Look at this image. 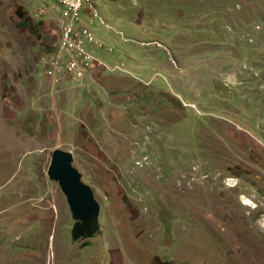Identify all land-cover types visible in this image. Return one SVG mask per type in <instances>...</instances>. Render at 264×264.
I'll return each instance as SVG.
<instances>
[{
	"label": "rangeland",
	"instance_id": "1",
	"mask_svg": "<svg viewBox=\"0 0 264 264\" xmlns=\"http://www.w3.org/2000/svg\"><path fill=\"white\" fill-rule=\"evenodd\" d=\"M93 1L71 72L59 1L0 0V264H264V0Z\"/></svg>",
	"mask_w": 264,
	"mask_h": 264
},
{
	"label": "water",
	"instance_id": "2",
	"mask_svg": "<svg viewBox=\"0 0 264 264\" xmlns=\"http://www.w3.org/2000/svg\"><path fill=\"white\" fill-rule=\"evenodd\" d=\"M73 162V153L62 150L54 151L48 175L51 181L59 184L67 198L72 218L75 221L72 228L73 239H90L100 230V204L93 190L82 181V175L73 166ZM245 201L248 206H256L250 199Z\"/></svg>",
	"mask_w": 264,
	"mask_h": 264
},
{
	"label": "built area",
	"instance_id": "3",
	"mask_svg": "<svg viewBox=\"0 0 264 264\" xmlns=\"http://www.w3.org/2000/svg\"><path fill=\"white\" fill-rule=\"evenodd\" d=\"M60 8H63L62 13L60 9L59 17L62 20V31H63V42L59 44L58 52L54 53L55 57L59 53V62L63 65H68L69 71L76 70L75 65L79 63L81 56L86 53L85 49H82L81 41H79L80 36L89 35V40L92 37L88 31L85 29L81 30L78 28V23L80 22L82 12L94 14V1L93 0H58ZM89 7V8H88ZM44 8L37 11L38 15H42ZM95 15V14H94ZM71 53L72 59L67 56ZM86 55V54H84ZM88 55L84 57L83 63L88 59ZM75 67V69H73ZM73 69V70H72Z\"/></svg>",
	"mask_w": 264,
	"mask_h": 264
},
{
	"label": "trees",
	"instance_id": "4",
	"mask_svg": "<svg viewBox=\"0 0 264 264\" xmlns=\"http://www.w3.org/2000/svg\"><path fill=\"white\" fill-rule=\"evenodd\" d=\"M24 16H25V15L23 14V15H22V18H23Z\"/></svg>",
	"mask_w": 264,
	"mask_h": 264
}]
</instances>
